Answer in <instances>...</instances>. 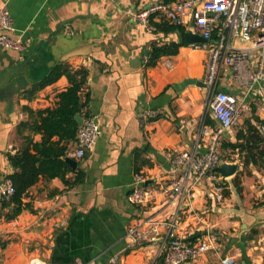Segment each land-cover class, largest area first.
Listing matches in <instances>:
<instances>
[{"label":"crops","instance_id":"obj_1","mask_svg":"<svg viewBox=\"0 0 264 264\" xmlns=\"http://www.w3.org/2000/svg\"><path fill=\"white\" fill-rule=\"evenodd\" d=\"M160 1L172 0H0L13 19L11 38L24 45L21 51L0 46V264H108L114 259L118 264H162L166 230L153 242L132 246L127 229L139 218L169 220L176 214L186 242L202 240L208 231L217 236L216 250L187 264H221L227 255L240 264H264V167H244L240 153L224 147L237 142L233 130L221 145L223 157H229L223 162L239 164L237 174L225 182L229 198L224 190L218 202L214 186L199 182L191 209L184 198L160 196L146 208L129 201L137 175L146 176L148 187L157 190L181 173L174 164L176 151L198 147L205 153L209 137L198 139L204 114L207 126H219L206 112L207 90L182 87L189 80L203 82L207 52L187 46L184 30L183 35L163 24L152 31L132 18L134 11ZM174 44H182L176 55L149 66L155 47ZM59 64L88 72L81 93L83 100L90 97L84 113L99 117L101 133L67 176L72 182L75 172H82L80 183L69 186L59 178L41 177L23 197L28 209L7 221L1 186L15 171L9 156L28 139L41 142L43 135L35 132L37 112L55 108L69 81L63 76L37 87ZM231 77L223 67L217 89L243 98L245 91ZM260 102L253 101L245 115L251 117L255 109L263 121ZM152 113L157 118L148 120ZM245 170L251 177L238 192L230 180ZM248 196L256 197L259 210L247 209Z\"/></svg>","mask_w":264,"mask_h":264},{"label":"built area","instance_id":"obj_2","mask_svg":"<svg viewBox=\"0 0 264 264\" xmlns=\"http://www.w3.org/2000/svg\"><path fill=\"white\" fill-rule=\"evenodd\" d=\"M132 18L152 31L157 30L156 24L167 23L207 41L191 46L203 49L208 54L203 80L207 90L205 108L219 126H207V116L204 114L200 121L198 139L209 137L205 153H199L198 147L190 151H176L174 164L181 168V173L171 183L157 190L148 187L146 176L137 175L136 186L129 195V201L146 208L160 196L172 201L184 198L187 208L191 209L194 184L208 182L214 186L215 197L221 202L228 178L215 173L214 169L223 163L221 145L225 134L240 125L245 114L251 111L253 101L260 99L264 103V0L160 1L134 11ZM14 31L13 19L7 6L0 7V46L21 51L24 49L23 42L11 38ZM223 67L231 70L232 82L245 91L243 98L225 90L217 92ZM155 118L157 116L152 113L148 120ZM83 119L76 147L69 153V157L75 160L85 158L92 151L101 133L98 116L84 113ZM261 133L264 136V119ZM15 194L13 181L6 178L1 186L3 200L10 202ZM179 225L178 214L169 220L139 218L128 227L126 237L132 246H140L157 240L165 229L167 241L161 251L162 264H187L216 250L214 243L217 242V236L214 233L208 231L204 239L188 243ZM2 241L0 229V245ZM108 264H118L117 259ZM221 264L240 262L236 257L227 255L221 259Z\"/></svg>","mask_w":264,"mask_h":264},{"label":"trees","instance_id":"obj_3","mask_svg":"<svg viewBox=\"0 0 264 264\" xmlns=\"http://www.w3.org/2000/svg\"><path fill=\"white\" fill-rule=\"evenodd\" d=\"M167 24V23H163ZM163 24H156L157 30ZM179 29L183 33V29ZM182 44L155 47L152 52L149 66H155L157 61L167 55H176ZM67 77L68 89L59 95L57 106L37 112L40 124L35 127L36 133L43 135L41 142L27 140V145L15 155L9 156V163L14 168V173L8 176L15 186L16 194L10 202H3V208L9 209L5 214L7 221L16 219L28 209L23 204V197L28 190L36 185L41 177L49 179L59 178L67 185L78 184L83 180L84 174L75 172L74 181L69 182L67 176L72 173L71 166L66 162L71 151L70 146L76 143L80 129L76 116L84 114V109L90 102V97L82 99L81 93L88 81V72L85 69L73 70L68 65H57L50 75L37 87L44 88L54 84L61 77ZM253 114L246 119L243 128L237 133V142L224 144L240 153L244 167L257 165L264 167V136L261 133L262 120L253 109ZM57 138V140H53ZM238 192H241V179L237 175L234 180ZM196 238H193L195 240Z\"/></svg>","mask_w":264,"mask_h":264},{"label":"water","instance_id":"obj_4","mask_svg":"<svg viewBox=\"0 0 264 264\" xmlns=\"http://www.w3.org/2000/svg\"><path fill=\"white\" fill-rule=\"evenodd\" d=\"M184 42L187 46H190L193 44L207 43V41L204 38L200 37L199 35L192 34V33L185 34ZM188 85H197V86H200L202 88H206V85L203 82H200L197 80L186 81L182 87L184 88ZM217 91L221 92L222 89H217ZM76 121H77L79 127L83 124L84 119H83L81 114H78L76 116ZM66 162L71 166V168L73 170L77 169L78 162L75 159L68 157V158H66ZM238 169H239V164H237V163L236 164H228L226 162H223L219 167L214 169V172L220 174L224 178H231L237 174Z\"/></svg>","mask_w":264,"mask_h":264},{"label":"rangeland","instance_id":"obj_5","mask_svg":"<svg viewBox=\"0 0 264 264\" xmlns=\"http://www.w3.org/2000/svg\"><path fill=\"white\" fill-rule=\"evenodd\" d=\"M206 104V103H205ZM263 102H260V104H259V108H261V107H263ZM205 106V105H204ZM248 118H250V117H248L247 115H245L244 116V118L242 119V121H241V123H240V125L237 127V128H235L234 130H233V132L235 133V134H237L242 128H243V124H244V122H245V120L246 119H248ZM221 158H222V160H229V157H227V156H224L223 157V154H222V151H221ZM246 177H251V173L248 171V170H245V171H243V172H241L240 173V175H239V178L241 179V184H243L244 183V179L246 178ZM231 179V178H230ZM229 179V180H230ZM230 182H232V184L234 185V183H233V180H230ZM235 188V187H234ZM233 188V190H235ZM244 189H246V186L244 187V186H241V192L244 190ZM238 191V190H237ZM230 189H225V191H224V196L225 197H227L228 195V198L230 197ZM232 193V192H231ZM240 195H242V194H240ZM241 198H243V196H241ZM246 199H248L249 200V204H250V206L249 207H247V209H251V210H259V208H260V205L258 204L259 203V201L256 199V197H250V196H248ZM248 204V205H249Z\"/></svg>","mask_w":264,"mask_h":264}]
</instances>
